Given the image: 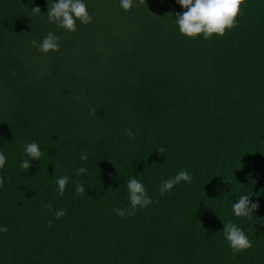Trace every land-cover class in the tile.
<instances>
[{"label": "trees", "instance_id": "16d2710c", "mask_svg": "<svg viewBox=\"0 0 264 264\" xmlns=\"http://www.w3.org/2000/svg\"><path fill=\"white\" fill-rule=\"evenodd\" d=\"M56 2L0 0V264H264V0L207 40L179 33L176 0H84L75 32L48 21ZM49 32L45 54L30 41ZM182 169L191 182L161 195ZM133 177L152 203L121 218ZM243 195L250 219L232 211ZM228 221L251 248L233 253Z\"/></svg>", "mask_w": 264, "mask_h": 264}, {"label": "clouds", "instance_id": "9594fccd", "mask_svg": "<svg viewBox=\"0 0 264 264\" xmlns=\"http://www.w3.org/2000/svg\"><path fill=\"white\" fill-rule=\"evenodd\" d=\"M141 2L143 3L145 0H141ZM176 2L185 9V11L176 15L175 23L178 26L179 33L188 38H196L202 35L207 40L213 35L223 36L227 30L236 26V19L240 15L244 0H176ZM120 7L125 11H129L133 7V0H120ZM32 12L39 15L41 10L39 7H33ZM47 19L49 22L55 23L58 28L68 32L76 31L77 21L85 25L92 23V17L88 13L84 0H58V2L52 3L48 6ZM30 43L38 51L45 54L49 51H59V37L52 32H49L41 42L38 43L33 39ZM96 113V109L91 110V114L95 115ZM125 135L133 136L132 129H126ZM156 151L163 153L164 149L161 147ZM24 154L33 160H40L43 155L39 145L35 142L25 146ZM87 158V153L82 152L81 160H86ZM5 163L6 156L0 153V169L4 167ZM30 166L28 159L21 162V167L25 171H28ZM85 172L86 169L84 167L77 169V175H82ZM191 180L192 177L189 172L182 169L174 177L161 181L160 193L163 195L165 192L171 191L180 182L190 183ZM55 182L58 194L62 196L69 178L61 176ZM3 183L4 178L0 177V186H3ZM127 190L131 207L128 209H113L115 214L121 218L125 217L126 214L129 216L134 215L138 207H147L152 203L144 185L138 179L134 177L130 178L127 181ZM75 192L79 195H84V186L77 182L75 184ZM249 197L250 195H243L238 199V202L232 205V211L235 216L251 218L252 213L255 212L258 205L251 203ZM45 207L50 211L52 210L50 203L45 205ZM65 214L64 209L55 211L57 219L63 217ZM50 224L51 221H49ZM7 230L6 226L0 227V232H7ZM223 232L234 254L252 247L245 233L231 221L223 225Z\"/></svg>", "mask_w": 264, "mask_h": 264}]
</instances>
